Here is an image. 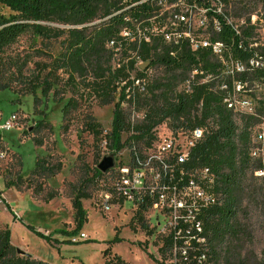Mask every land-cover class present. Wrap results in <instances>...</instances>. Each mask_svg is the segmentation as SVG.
Here are the masks:
<instances>
[{
    "label": "trees",
    "instance_id": "16d2710c",
    "mask_svg": "<svg viewBox=\"0 0 264 264\" xmlns=\"http://www.w3.org/2000/svg\"><path fill=\"white\" fill-rule=\"evenodd\" d=\"M176 1L167 0L168 4ZM182 1L207 10L209 24L203 34L212 45L220 46L221 56L212 49L193 52L186 44L169 45L161 33L154 32L161 24L162 0H0L8 10L7 16L0 15V66L11 62L6 53L21 37L28 35L32 46L39 40L41 47H33L17 68L26 94L17 96L32 97L34 107L51 100L60 106L64 119L78 107L82 95L93 97L100 107L114 105L111 130L104 137L93 117H86L84 123L97 148L105 139L112 156L126 147H150L155 130L165 123L172 131L203 129L204 136L192 149L187 165L210 171L208 178L198 177L200 186L214 195L207 209L198 206L207 242L191 244L188 260L177 264H264V258L247 247L252 212L264 211V156L253 154V131L264 122V99L252 113L229 107L237 85L251 98L264 90V47L256 39L257 22L251 21L254 13L246 0ZM260 1L264 12V0ZM233 7L235 18L246 17L243 25L230 19L227 11ZM145 63L149 67L139 70ZM237 64L244 71H237ZM153 67L158 70L155 76L148 73ZM194 71L198 75L192 81ZM133 73L146 79L145 84L136 86ZM209 75L211 80L202 83ZM4 90L11 88L2 84L0 74V91ZM60 170L61 165L37 159L31 173L53 177ZM104 178L98 166L92 177L85 176L82 191L73 201L77 228L71 234L57 233L69 238L79 235L87 220L82 204L90 197L86 190ZM133 221L148 235L155 234L145 224L142 211ZM38 234L53 242L52 237ZM162 245L163 255L171 252L172 244ZM203 255L205 259L198 262ZM103 256L104 264H128L111 255L110 249ZM0 264L50 263L20 255L10 229L0 225Z\"/></svg>",
    "mask_w": 264,
    "mask_h": 264
},
{
    "label": "rangeland",
    "instance_id": "374dc122",
    "mask_svg": "<svg viewBox=\"0 0 264 264\" xmlns=\"http://www.w3.org/2000/svg\"><path fill=\"white\" fill-rule=\"evenodd\" d=\"M246 4L254 13L251 21L257 22L256 39L264 47L262 1L246 0ZM227 12L238 26L245 23L246 17L235 18L234 7L228 8ZM0 15H8V10L1 3ZM33 47L40 48V41L32 46L28 35L21 37L6 53L11 62L0 66L1 82L11 88L0 91V155H3L0 157V225L8 226L13 245L24 255L45 262L51 263L58 257L60 262L57 264H104L103 252L110 249L111 255L120 256L128 264H170V252L162 254L160 249L163 245L134 223L130 209L115 208L109 213L99 209L97 200L101 189L95 181L86 190L90 197L82 201L87 220L82 224L79 235L69 238L57 233L71 234L76 230L73 201L82 191L85 176L92 177L102 159L112 156L105 139L98 143L97 148L94 136L84 126L86 117H93L101 125L104 137L111 130L114 105L100 107L93 97L82 95L78 107L64 119L60 106L51 100L46 104L39 101L34 107L32 97L19 98L17 95L26 94L17 68L27 55L33 53ZM53 48L57 50L58 47L55 45ZM14 64H18L17 67ZM142 65L144 70L149 67L147 63ZM31 67L29 65V69ZM157 71L153 67L148 73L155 76ZM37 95L41 99V93L37 92ZM239 99L250 102L248 109L242 111L252 113L264 99V90L259 89L256 98L241 92ZM11 115H16L17 127L4 132L1 126ZM40 121H43L42 125H39ZM167 130L168 125L162 124L157 131L158 136L166 135ZM259 134L264 136V122L253 131L255 149L264 156V139L257 140ZM124 150L113 156L116 165L121 159L126 160ZM37 159L45 160L51 166L61 165V170L53 177L33 175L31 171ZM250 223L252 236L247 247L264 258V211L254 210ZM38 233L52 237L53 242ZM82 234L87 239L80 238ZM69 240L79 244L73 245Z\"/></svg>",
    "mask_w": 264,
    "mask_h": 264
},
{
    "label": "built area",
    "instance_id": "2783aa9c",
    "mask_svg": "<svg viewBox=\"0 0 264 264\" xmlns=\"http://www.w3.org/2000/svg\"><path fill=\"white\" fill-rule=\"evenodd\" d=\"M162 1L165 3L161 5L158 15L161 24L154 32L161 33L169 45L181 48L186 44L193 52L212 49L216 55L221 56L220 46L212 45L203 34L209 24L207 10L196 4H186L182 0L173 4H168L167 0ZM138 68L143 70V65ZM236 69L244 71L241 64H237ZM197 75V71L192 72L190 79L194 81ZM131 78L136 86H142L146 81L144 78H136L134 73ZM210 80L211 76H206L202 83ZM186 84L189 91L190 81ZM241 92L242 86L237 85L229 104L235 112H243L251 105L249 101L239 99ZM17 122L16 115H11L1 126V130L13 131ZM159 127L155 130L156 139L150 147L125 148L126 160L121 159L117 165L115 162L114 169L100 181L97 206L105 213L115 208H128L134 217L142 211L145 224L155 231V241L173 245L170 264H177L188 260V248L191 244L207 242L203 236V222L198 216V206L207 209L214 202V195L203 189L198 181L199 176L202 179L208 178L210 171L191 169L187 165L192 149L204 136V130L169 129L166 135L158 136ZM263 139L264 136L259 134L257 140ZM253 152L258 155L256 149ZM80 238L87 239L85 234ZM204 259L203 255L197 261Z\"/></svg>",
    "mask_w": 264,
    "mask_h": 264
},
{
    "label": "water",
    "instance_id": "95a60500",
    "mask_svg": "<svg viewBox=\"0 0 264 264\" xmlns=\"http://www.w3.org/2000/svg\"><path fill=\"white\" fill-rule=\"evenodd\" d=\"M148 64V63H147ZM145 66H143L144 69ZM115 166V159L113 156H109V157H104L102 159V161L100 162V164L98 165V170L105 174L107 173L110 169L114 168ZM18 253L20 255H24L23 252H21L20 250H18Z\"/></svg>",
    "mask_w": 264,
    "mask_h": 264
},
{
    "label": "crops",
    "instance_id": "0c3cea01",
    "mask_svg": "<svg viewBox=\"0 0 264 264\" xmlns=\"http://www.w3.org/2000/svg\"><path fill=\"white\" fill-rule=\"evenodd\" d=\"M57 261H58V262H60V261H59V259H58V257H57V258H55V259L53 260V262H51V263H50V262H48V263H50V264H57V263H58Z\"/></svg>",
    "mask_w": 264,
    "mask_h": 264
}]
</instances>
